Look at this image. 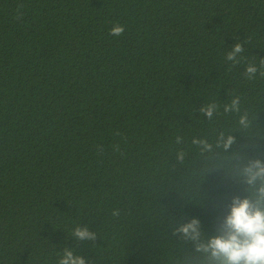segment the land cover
<instances>
[{"label":"trees","instance_id":"16d2710c","mask_svg":"<svg viewBox=\"0 0 264 264\" xmlns=\"http://www.w3.org/2000/svg\"><path fill=\"white\" fill-rule=\"evenodd\" d=\"M0 264H264V0H0Z\"/></svg>","mask_w":264,"mask_h":264}]
</instances>
